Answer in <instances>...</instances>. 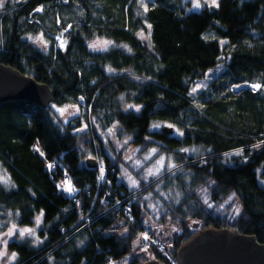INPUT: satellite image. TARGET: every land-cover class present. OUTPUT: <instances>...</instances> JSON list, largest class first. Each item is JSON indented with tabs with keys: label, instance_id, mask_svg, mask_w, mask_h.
Instances as JSON below:
<instances>
[{
	"label": "trees",
	"instance_id": "16d2710c",
	"mask_svg": "<svg viewBox=\"0 0 264 264\" xmlns=\"http://www.w3.org/2000/svg\"><path fill=\"white\" fill-rule=\"evenodd\" d=\"M147 4L145 13L137 0H8L0 10V61L48 83L54 96L45 108L28 99L0 102V164L10 178L0 183V220L31 225L44 214L42 244H8L17 253L13 264H106L111 259L142 264L150 259L133 248L149 223L142 195L169 173L128 190L118 180L122 152H110L92 126L96 122H118L116 135L130 137L137 154L151 147L174 152L186 170L177 179L183 198L165 203L155 217L179 229L171 233L168 255L155 251L164 264L176 262V250L205 227L238 229L264 242V146L252 147L264 140V92L233 89L245 81L264 84V0H219V8L198 10L190 9L188 0ZM39 6L43 11H36ZM139 30L151 31L150 41L141 40ZM37 32L51 40L63 32L66 48L38 47L31 39ZM94 34L116 46L90 49ZM221 55L224 69L192 97L194 81L204 78ZM122 96L140 110H124ZM68 102L85 108L89 129L77 132L80 119L64 121L52 108ZM159 121L184 135L152 128ZM188 146L200 151H182ZM240 148L243 156L224 155ZM95 156L104 162V183L100 167L85 163ZM65 172L77 189L72 195L59 187ZM107 190L112 192L108 204L103 201ZM233 192L234 200L221 208ZM116 200L121 206L113 207Z\"/></svg>",
	"mask_w": 264,
	"mask_h": 264
},
{
	"label": "rangeland",
	"instance_id": "374dc122",
	"mask_svg": "<svg viewBox=\"0 0 264 264\" xmlns=\"http://www.w3.org/2000/svg\"><path fill=\"white\" fill-rule=\"evenodd\" d=\"M137 1L141 5L140 0H137ZM149 1H151V0H145L146 3H148ZM188 1H189V6L191 7L190 9L198 10V9L193 7L194 0H188ZM201 3L203 6H205V5L208 6V4L204 3V0H201ZM40 7L41 6H39L38 8H40ZM140 31L141 30H139V32ZM62 33L63 32L56 33L55 35H53V40H51L48 37H46L43 34V32H37L36 34L31 36V39L34 42L33 38L43 34L44 39L46 41H48V45L54 44L56 47L61 48L59 46V40L57 38L67 40L66 37L64 36V34H63V36H61ZM205 34L207 36L208 35L211 36L212 32L208 31ZM145 35H147V33ZM97 39L112 41L109 38L104 37L102 35L94 34L92 37H90L88 39V46H89V44H91L93 41H96ZM34 43L38 47H41L38 42H34ZM62 49H64V48H62ZM225 61H226V58L224 57V55H221L220 61L217 63V65L210 68L209 70H207L204 78L195 80L191 89L201 82H203L207 85L222 69H224ZM218 66H219L218 71H211L210 72V70L217 69ZM112 72H115V70ZM205 77H207V79H205ZM191 89H190L189 93H191ZM199 92H197L196 94L191 95V96L195 97ZM121 102H122L124 110L132 109V108H128V105L129 104H135V103L127 101L125 96H122ZM72 104L79 105L77 102H68V103H66L64 105H60V106L53 103L52 108H53V105L57 106V108H60V107H64V106L72 105ZM79 108H80V111L78 113H75L72 115H69V113H65V116H60V114H59V112H57L56 108H53V109H55L56 114L58 116H60V118H62L64 121H67V120L72 119V118L73 119H75V118L80 119L81 126H79V128H83L84 124H87V121L84 119V116H83L85 108L82 107L81 105H79ZM69 112H74V109H69ZM157 123L161 124V127L158 129H162L163 126H165V125L167 126L168 124H171L168 121H159ZM87 125L89 127V124H87ZM92 126H95L98 135L106 142V145H107L108 149H110V152H112V148L114 149V152H118V151L122 152L121 160L117 163V166L119 168L118 180L123 182L126 185V187L128 188V190H137V189H139L141 182H146L150 178L157 176V175H148V169H150V168L154 169L155 167H158L156 162L160 158L161 155H163L166 158L164 167L161 170V172L167 171V173H169L168 177L164 180L159 181V183H157L153 187L152 190L145 192L142 195V198H143V201L145 204L144 206H145V211H146V220L149 222L150 226L153 227L154 233L156 235H158L163 240H166L168 238V243L166 244V245H168V249L165 251V254L168 255L169 254V247L171 244V241H170L171 233L173 232L174 228L177 230H179V229L174 223H172L168 220L165 223H158L155 221V217H158L159 213L164 209L165 203H177L184 196V193H183L182 189L180 188V186L177 182V179H178V176L179 177L185 176L186 170L182 169V167L177 164V162H176L178 159L177 154L174 152H171L168 154L159 153V149L157 147H151L145 153L137 154L138 148L130 142V137H128V136L118 137L116 135V133L114 136L108 134V129L113 128V125L103 126L99 122H96L95 124L92 123ZM88 127L85 130L89 129ZM114 131H116V129ZM172 133L178 135L175 132V130L173 132H171L170 134H172ZM125 140L128 141L127 144H124ZM121 145H123V146H121ZM153 148L157 149L158 151L154 155L149 156V154L151 153V150ZM192 148L200 149L198 146H188V147H185L184 149H192ZM187 153L193 154V153H197V152L188 151ZM129 156H131L132 159H126V157H129ZM146 157H148V158L146 159ZM95 158L97 159V163H98L99 167H101V164L104 165V162L100 161V158L98 156H95ZM137 161H139L140 163L137 164ZM172 165H175V167H172ZM3 173L7 174L5 169L0 164V174H3ZM7 176H8V174H7ZM129 177H131V179H129ZM63 180L65 181L64 178H63ZM132 180H135L137 182L135 186H133ZM62 182L63 181L59 182V186L61 185ZM72 185L74 186L73 182H72ZM60 189L66 195L74 194V193L70 194V193L66 192L61 187H60ZM225 201H227V200H225ZM225 204H228V203L224 202L223 205L225 206ZM153 206H155V207H153ZM238 207L240 208L239 205H238ZM39 215L40 214H38L37 216H39ZM36 217H35L33 224H31V225L18 224L15 221H1L0 220V236H4V234L10 230V228L13 224L17 225L19 228L31 227V228L36 229V235L34 237H30V236L26 235L23 239H21L18 235H16V236L7 238V240H8L7 252L9 253V255L0 257V264H13L17 260V257L15 260L10 259V254L15 252L9 248L8 244L10 242H13V241L28 242L29 245L32 247H38L40 244H42V242L44 241V236L40 233V230L43 227V222L41 220V223L39 225H37L36 224ZM138 238H140V241L142 240L141 234L134 240L133 248H134L135 252L140 251V252L145 253L149 258H155V255H156L155 247H147V249H148L147 252L143 251L142 248H140L138 246V243H137ZM37 241H40V242H37ZM2 250H3V245H2V243H0V251H2ZM106 264H127V263L123 260H120V259H118V260L111 259ZM173 264H177V263L174 262Z\"/></svg>",
	"mask_w": 264,
	"mask_h": 264
},
{
	"label": "water",
	"instance_id": "95a60500",
	"mask_svg": "<svg viewBox=\"0 0 264 264\" xmlns=\"http://www.w3.org/2000/svg\"><path fill=\"white\" fill-rule=\"evenodd\" d=\"M238 90V89H237ZM9 99H28L45 108L52 103L53 90L48 83L0 61V102ZM166 133L173 128L163 127ZM87 167H96L97 159H85ZM199 228L200 222L192 223ZM177 264H264V242L255 234L227 227H205L176 250ZM142 264H164L151 258Z\"/></svg>",
	"mask_w": 264,
	"mask_h": 264
},
{
	"label": "snow or ice",
	"instance_id": "6c2138e0",
	"mask_svg": "<svg viewBox=\"0 0 264 264\" xmlns=\"http://www.w3.org/2000/svg\"><path fill=\"white\" fill-rule=\"evenodd\" d=\"M8 2V0H0V10L4 9L5 7V4ZM14 2V0H13ZM140 3L143 7V11L146 13L149 11V7H148V4L145 2V0H140ZM204 3L208 4L209 7H216V8H219L220 4H219V0H204ZM193 7L196 8V9H199L201 7H203L202 3H201V0H194V3H193ZM36 11H43V7L41 6L40 8L36 9ZM69 28L71 27V25L68 26ZM148 29L150 30L152 25L151 24H148L147 25ZM65 32L68 31V28H65L64 29ZM141 40H148L150 41L151 39V31H149L147 33V35H145L144 31L141 30L138 34H137ZM61 36H63V33L61 34ZM206 39L208 37H205ZM34 39V42H38L40 44V46L42 48H44L45 50L47 49V45H48V41H46L43 37V34H41L40 36H37ZM59 40V46L61 48H66L67 46V40H64V39H61V38H57ZM221 43H226L224 41H221ZM0 44H2V40H0ZM111 46H116L114 45V42L113 41H109V40H100V39H97L96 41H93L91 44H89V47L94 50V51H107L109 47ZM123 47H127L126 45H124ZM149 47H151V44L149 43ZM129 51H131V49H129ZM219 70V66L217 69H213V70H210L211 71H218ZM109 72H112L114 71L113 69L109 68L108 69ZM205 79H207V77H205ZM244 86H247V87H250L251 90L253 92H256V91H261V92H264V84L262 83H251V84H248L247 81H245V84L244 85H241V84H236L234 85V88L236 89H240ZM207 85L203 82L197 84L195 87H193L191 89V93L190 95H194L196 94L197 92H199L201 89L203 88H206ZM79 100L80 101H83L84 100V97L81 96L79 97ZM140 107L141 106H138V105H135V104H129L128 105V108H132V109H135L137 112L140 110ZM53 108H56L57 112H59L60 116H65V113H69V115H72V114H75V113H78L80 111V108H79V105H76V104H72V105H67V106H64V107H60V108H57V106L53 105ZM69 109H74V112H69ZM93 121H95V117H93ZM88 127L87 124H84L83 128H79V129H76L77 132H81V131H84L86 128ZM119 127V124L117 122V124H114L113 125V128H110L108 129V134L109 135H115V129H117ZM161 127V124L159 123H155L152 125V128L154 129H158ZM168 128H174L175 129V132L180 135V136H183L184 133L178 129V128H175V125L173 124H168L167 125ZM128 141L125 140L124 141V144H127ZM123 146V145H121ZM264 146V140H261L258 144L256 145H253L252 147L254 148H260ZM34 150L37 151V152H40V155H44V153L42 151H40L39 147H34ZM158 150L153 148L151 150V153L149 154V156L151 155H154ZM182 151H185V152H188V151H192V152H198L199 149H196V148H192V149H183ZM244 149L243 148H240V149H237L235 150L234 152H230V153H225L224 155L226 157H231L233 155H236V156H243L244 155ZM148 157H146L147 159ZM126 159H132L131 156L129 157H126ZM165 157L163 155L160 156V158L157 160V165L158 167H155L154 169H148V175H159L161 170L163 169L164 167V164H165ZM140 162L137 161V164H139ZM53 167L52 164H48V168L51 169ZM172 167H175V165H172ZM100 172H101V175H100V179H103L104 178V168H103V165L101 164V168H100ZM129 179H131V177H129ZM0 183H5V184H8L10 183V178L7 176L6 173H3V174H0ZM136 181L135 180H132V184L133 186L136 185ZM61 188H63L66 192L68 193H75L77 191V189L72 185V181L70 179H66L65 181H63L61 183V185L59 186ZM202 191H206L205 190H202ZM236 193L233 192L227 199V201H225V203H231L234 198L236 197ZM204 203L207 204L209 207H212V204L209 203V200L207 198V196H205L204 198ZM155 207V206H153ZM220 207H224V205H220ZM240 213V208L237 206L234 208L233 210V215H238ZM43 212L40 213L39 216L36 217V224L39 225L41 223V220H42V217H43ZM173 231H177V229H173ZM18 235L21 239H23L26 235L27 236H30V237H34L36 235V229L35 228H31V227H23V228H19L17 225L13 224L10 228V230L4 234V236H0V243H2L3 245V250L0 251V257H3V256H8L9 253L7 252V243H8V240L7 238H10V237H13V236H16ZM141 238L145 241L147 240H150L151 237L148 235V233H141ZM37 242H40V241H37ZM137 243L139 244L140 243V238H138L137 240ZM143 251L147 252V247H144L142 248ZM17 257V253L13 252L10 254V259L11 260H15Z\"/></svg>",
	"mask_w": 264,
	"mask_h": 264
},
{
	"label": "built area",
	"instance_id": "2783aa9c",
	"mask_svg": "<svg viewBox=\"0 0 264 264\" xmlns=\"http://www.w3.org/2000/svg\"><path fill=\"white\" fill-rule=\"evenodd\" d=\"M251 83H258V82H250V83H248V84H251ZM245 84V83H244ZM244 84H242V85H244ZM250 88V87H249ZM251 89V88H250ZM81 97V96H80ZM49 164H52L51 162H49ZM53 165V167H54V164H52ZM52 167V168H53ZM101 168V167H100ZM103 168H104V178L103 179H100V175H101V172H99V181L101 182V183H104L106 180H107V177H106V170H105V167L103 166ZM65 180L66 179H70V175L67 173V172H65V174H64V177H63ZM105 194H106V197L104 196V198H103V201H105L107 204L108 203H110V200H109V195H111L112 194V192L110 191V190H107L106 192H105ZM131 202V200L130 199H128V200H126V203H127V205L129 204ZM121 204H122V201L121 200H116L114 203H113V207H119V206H121ZM148 233V235L151 237V239L150 240H147V241H145V240H141L140 241V243L138 244L140 247H155V249H156V251L157 252H159V253H161L162 255H166L165 254V251L168 249V245H166L167 243H168V238L166 239V240H163V239H161L158 235H156L155 233H154V229H153V227H151L150 226V224L148 223L145 227H144V229H143V233Z\"/></svg>",
	"mask_w": 264,
	"mask_h": 264
},
{
	"label": "bare ground",
	"instance_id": "6f19581e",
	"mask_svg": "<svg viewBox=\"0 0 264 264\" xmlns=\"http://www.w3.org/2000/svg\"><path fill=\"white\" fill-rule=\"evenodd\" d=\"M233 89H234V90H237L236 88H234V86H233Z\"/></svg>",
	"mask_w": 264,
	"mask_h": 264
}]
</instances>
